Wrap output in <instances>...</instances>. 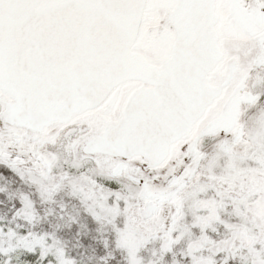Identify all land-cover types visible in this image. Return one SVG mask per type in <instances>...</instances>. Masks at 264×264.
<instances>
[{
	"label": "snow or ice",
	"instance_id": "1",
	"mask_svg": "<svg viewBox=\"0 0 264 264\" xmlns=\"http://www.w3.org/2000/svg\"><path fill=\"white\" fill-rule=\"evenodd\" d=\"M0 264H264V0H0Z\"/></svg>",
	"mask_w": 264,
	"mask_h": 264
}]
</instances>
